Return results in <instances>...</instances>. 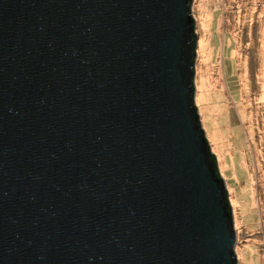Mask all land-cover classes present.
<instances>
[{"label": "water", "instance_id": "obj_1", "mask_svg": "<svg viewBox=\"0 0 264 264\" xmlns=\"http://www.w3.org/2000/svg\"><path fill=\"white\" fill-rule=\"evenodd\" d=\"M191 2L0 0V264H237Z\"/></svg>", "mask_w": 264, "mask_h": 264}, {"label": "rangeland", "instance_id": "obj_2", "mask_svg": "<svg viewBox=\"0 0 264 264\" xmlns=\"http://www.w3.org/2000/svg\"><path fill=\"white\" fill-rule=\"evenodd\" d=\"M194 104L228 191L237 264H264V0H192Z\"/></svg>", "mask_w": 264, "mask_h": 264}, {"label": "trees", "instance_id": "obj_3", "mask_svg": "<svg viewBox=\"0 0 264 264\" xmlns=\"http://www.w3.org/2000/svg\"><path fill=\"white\" fill-rule=\"evenodd\" d=\"M189 8H190V5H189Z\"/></svg>", "mask_w": 264, "mask_h": 264}]
</instances>
